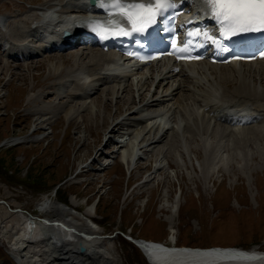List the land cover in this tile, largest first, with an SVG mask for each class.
<instances>
[{
	"label": "rangeland",
	"instance_id": "374dc122",
	"mask_svg": "<svg viewBox=\"0 0 264 264\" xmlns=\"http://www.w3.org/2000/svg\"><path fill=\"white\" fill-rule=\"evenodd\" d=\"M46 1L49 0H0L1 20L6 18L5 27L0 25V227L7 220V208L39 218L44 195L52 194L65 205L76 202L78 213L94 207L93 220L80 219V224L83 221L98 229L101 236L111 237L89 245L92 250L87 256L73 249V260L79 264L92 259V255L95 258L99 245L111 251L108 257L113 264H151L129 236L170 244L173 234L177 246L258 247L264 251V134L260 133L264 132V123L234 129L247 128L245 134L196 124L194 129L186 128L185 133L191 159L182 151L179 138L172 136L162 143L167 151L159 171L151 162L157 157L153 150L142 153L144 158L129 171L120 161L122 149L118 150L124 144L119 141L127 133V126L123 124L113 134H108L107 128L144 96H134L132 104L126 95L115 103L110 92L103 89L91 98H79L74 96L82 89L78 83L71 89L63 87L70 76L68 71L86 64L90 50H100L79 49L72 54L45 55L27 61L10 58L3 52L4 41L23 42L16 35L22 25L20 17L30 15L35 6ZM78 53H82L81 62L75 63ZM63 61V71L50 75L49 65ZM218 74L214 80L226 99L251 100L254 106L249 105L253 107L264 106L263 87L259 91L242 88L240 82H234L237 78L221 83L223 79H217ZM259 76L264 78V73ZM202 83L201 91L206 90ZM130 89L132 95L134 87ZM87 100L104 109L107 105L104 113L94 116V122L86 117L91 116L89 106L83 105ZM193 102L185 100L190 110L195 109ZM74 106L82 107H76L80 113L68 120L67 114ZM178 152L189 165H179ZM166 193L170 201L176 197L181 201V211L173 220L169 218L170 207L163 205ZM5 242L1 234L0 264H19ZM62 257L64 260L70 255ZM68 260L69 264L74 262Z\"/></svg>",
	"mask_w": 264,
	"mask_h": 264
},
{
	"label": "bare ground",
	"instance_id": "6f19581e",
	"mask_svg": "<svg viewBox=\"0 0 264 264\" xmlns=\"http://www.w3.org/2000/svg\"><path fill=\"white\" fill-rule=\"evenodd\" d=\"M189 2L193 3L197 10L202 7L200 0H189ZM87 8V0L46 1L40 6H35L30 15L26 14L20 17L23 26L19 24L20 27L17 29L16 35L19 37L18 39H23L24 42V39L31 35L33 29L41 25L46 30V43L50 44L62 31H71L78 20L77 18L96 14L95 11H88ZM0 23L5 27L6 18H3ZM5 31L4 34L7 36L8 30ZM88 53L89 61L80 67L67 70L70 76L63 83V87H69L70 89L74 86V83L81 86V92L75 94V97L91 98L103 89L110 92L112 102L119 103L122 97L128 95L130 102L132 101L133 104L134 96L136 98L144 96L139 104H134L132 108H126L121 115L122 118L113 121L107 128V133L113 134L119 132L120 126L123 124L127 126V133H123L122 139L119 141L124 144L118 150L122 149L120 151V161L127 165L129 171H133L138 166L142 153L145 154L151 150L157 155L156 159L151 162H155L154 168L159 171L162 167L161 162L164 161V152L167 151L166 145L162 143L172 136L179 138L183 148L182 151H186L187 157L191 159L187 153L185 133H187L186 128L191 127L194 129L196 124L203 125L205 123L208 127L211 126L216 130H231L235 133L245 134L248 127L243 130H234V128H222L220 126L219 122H225V117L229 112H254L258 114V123H264V109H262L264 106L257 105L253 107L251 100H244L245 104L242 99H226L224 90L214 80L215 73H219L217 79H223L221 83H224L225 79L237 78L238 80H234V82H240V87H246L250 90L255 88L259 91L260 87L264 88L261 84V81H264L263 75L259 76L264 73V60L256 64L236 62L228 66H215L202 62L187 65V68H184L182 72L175 76L168 71L165 72L166 65H163L166 59L164 58L156 62L154 66L140 71L134 77L136 79H133L131 75H134V72L131 69L123 70L125 66L121 65L119 58L113 53L100 51L97 53L95 50H90ZM81 54L75 55V63L81 62ZM64 64L65 61L57 64L51 63L49 65L50 75H59L63 71ZM252 73H257V75ZM204 82L206 90L201 91L200 86L201 83L204 86ZM131 87H134L132 95H130ZM108 99L110 98H106V101ZM188 99L194 100L195 109H189V103H185V100L189 101ZM83 105L85 108L89 106L88 109L92 117L96 116L98 112L104 113L107 107V105L104 106V109L93 100H87L83 102ZM76 107L74 106L68 112V120L73 118L76 112L80 113V110L76 109L82 107ZM91 116L86 117L93 119L94 122L95 117L92 118ZM82 117L84 118L83 115H81ZM212 122L216 124L212 125ZM133 127L137 128L131 129ZM260 133L264 134L263 131ZM126 135L127 138H125ZM110 139L111 135L108 140L110 141ZM177 159L182 167H185L186 164L189 165V161L187 162L179 152ZM169 193L164 196L163 205L166 208L170 207L171 215L169 218L173 220L174 215L181 211V201L179 197H176L174 201H170ZM77 207L79 205L76 202H73L70 206L65 205L56 201L52 194H45L40 208L41 215L38 219L34 216L35 219H33L30 214L10 211L7 208L5 215L8 217L1 225L0 233L4 236L16 261L19 264H69L67 263L68 259L71 258L74 261V255L71 254L73 249L77 253H81L80 248L83 245L86 248L85 256H87V252L92 250L89 245L99 244L102 238H111L110 236H101L98 229L83 221L80 224V219L93 220L94 207L88 208L84 213H78ZM170 236V244L160 243V245L158 244L159 247L147 244V242H151L148 240L140 242L146 258L153 264H264V251L258 247L252 249L233 247L223 252L216 250L192 251L188 250V246H177L176 235L172 234ZM65 254L70 255V257L63 260L62 255ZM94 254L96 256L100 255L101 258L96 256L93 258L92 255L90 257L92 259L84 260V264H113L108 257H111V251L105 246L99 245ZM72 264L79 263L74 261Z\"/></svg>",
	"mask_w": 264,
	"mask_h": 264
},
{
	"label": "snow or ice",
	"instance_id": "6c2138e0",
	"mask_svg": "<svg viewBox=\"0 0 264 264\" xmlns=\"http://www.w3.org/2000/svg\"><path fill=\"white\" fill-rule=\"evenodd\" d=\"M207 2L212 8L213 16L226 33L264 31V0H207ZM113 6L120 8L130 25L136 28L138 24L151 23L159 11L172 7V2L154 0V4L122 6L119 0H113ZM119 31L123 32L124 29L119 28ZM208 38L213 39L211 36Z\"/></svg>",
	"mask_w": 264,
	"mask_h": 264
},
{
	"label": "water",
	"instance_id": "95a60500",
	"mask_svg": "<svg viewBox=\"0 0 264 264\" xmlns=\"http://www.w3.org/2000/svg\"><path fill=\"white\" fill-rule=\"evenodd\" d=\"M30 215H31V214H30ZM31 216H32L33 219H35V218L38 219V218L35 217V216H34V217H35V218H34L33 215H31ZM134 242L137 243L140 247H142L141 244H140V242H137V240L134 241ZM147 244H150V243H147ZM154 246L159 247L158 244H154ZM80 249H81L80 251H82V252H85V251H86V248H85L83 245L81 246ZM178 249H180V248H178ZM188 250L199 251L198 249H197V250H194L193 248H188ZM209 250H216V251H222V252H223V251H228V249L225 250V249H221V248H215V249H209ZM205 251H207V250H205Z\"/></svg>",
	"mask_w": 264,
	"mask_h": 264
}]
</instances>
